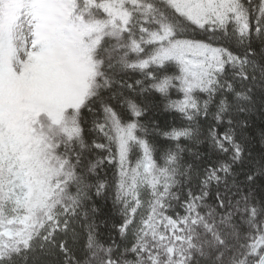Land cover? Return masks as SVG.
I'll return each instance as SVG.
<instances>
[{
  "label": "snow or ice",
  "instance_id": "obj_1",
  "mask_svg": "<svg viewBox=\"0 0 264 264\" xmlns=\"http://www.w3.org/2000/svg\"><path fill=\"white\" fill-rule=\"evenodd\" d=\"M0 264H264V0H0Z\"/></svg>",
  "mask_w": 264,
  "mask_h": 264
},
{
  "label": "trees",
  "instance_id": "obj_2",
  "mask_svg": "<svg viewBox=\"0 0 264 264\" xmlns=\"http://www.w3.org/2000/svg\"><path fill=\"white\" fill-rule=\"evenodd\" d=\"M160 119H161V122H163V120H164V117H163V116H161V117H160ZM168 120H169V122H171V117H168Z\"/></svg>",
  "mask_w": 264,
  "mask_h": 264
}]
</instances>
